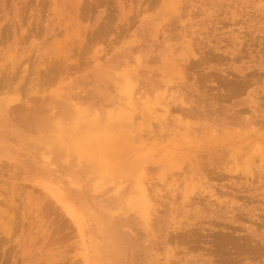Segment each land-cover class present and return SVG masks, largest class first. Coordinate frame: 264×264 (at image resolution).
I'll return each mask as SVG.
<instances>
[{
  "label": "rangeland",
  "instance_id": "rangeland-1",
  "mask_svg": "<svg viewBox=\"0 0 264 264\" xmlns=\"http://www.w3.org/2000/svg\"><path fill=\"white\" fill-rule=\"evenodd\" d=\"M0 264H264V0H0Z\"/></svg>",
  "mask_w": 264,
  "mask_h": 264
},
{
  "label": "bare ground",
  "instance_id": "bare-ground-1",
  "mask_svg": "<svg viewBox=\"0 0 264 264\" xmlns=\"http://www.w3.org/2000/svg\"><path fill=\"white\" fill-rule=\"evenodd\" d=\"M57 140V139H56ZM59 140V139H58Z\"/></svg>",
  "mask_w": 264,
  "mask_h": 264
}]
</instances>
